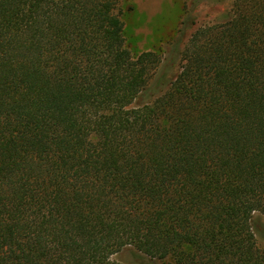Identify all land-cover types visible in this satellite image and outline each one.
Wrapping results in <instances>:
<instances>
[{"label":"trees","instance_id":"1","mask_svg":"<svg viewBox=\"0 0 264 264\" xmlns=\"http://www.w3.org/2000/svg\"><path fill=\"white\" fill-rule=\"evenodd\" d=\"M118 2L0 0V264H264V0L168 61Z\"/></svg>","mask_w":264,"mask_h":264},{"label":"rangeland","instance_id":"2","mask_svg":"<svg viewBox=\"0 0 264 264\" xmlns=\"http://www.w3.org/2000/svg\"><path fill=\"white\" fill-rule=\"evenodd\" d=\"M118 1L125 42L132 54L136 56L146 50L164 51L161 55L166 61L175 54L176 49L172 48V44L179 35H182L179 46L182 49L198 27L221 19L233 4V0ZM188 15L191 22L181 33L183 19ZM115 258L118 259V255Z\"/></svg>","mask_w":264,"mask_h":264}]
</instances>
